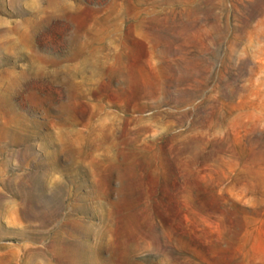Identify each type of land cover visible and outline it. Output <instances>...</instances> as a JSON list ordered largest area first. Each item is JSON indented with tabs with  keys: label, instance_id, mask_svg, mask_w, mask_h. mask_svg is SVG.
<instances>
[{
	"label": "rangeland",
	"instance_id": "obj_1",
	"mask_svg": "<svg viewBox=\"0 0 264 264\" xmlns=\"http://www.w3.org/2000/svg\"><path fill=\"white\" fill-rule=\"evenodd\" d=\"M0 264H264V0H0Z\"/></svg>",
	"mask_w": 264,
	"mask_h": 264
}]
</instances>
